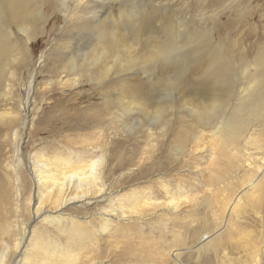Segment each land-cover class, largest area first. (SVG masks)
Listing matches in <instances>:
<instances>
[{"label": "rangeland", "instance_id": "374dc122", "mask_svg": "<svg viewBox=\"0 0 264 264\" xmlns=\"http://www.w3.org/2000/svg\"><path fill=\"white\" fill-rule=\"evenodd\" d=\"M117 4L116 7L120 6L128 12L131 21L128 23L125 18L120 19L123 35L127 34V29L136 28L138 33L142 32L141 35L139 33L141 42L135 46L138 62L135 60L132 71L128 73L131 79L127 82V94L133 89L132 96L141 98L137 102L150 108L153 102L164 103L167 114L163 119L161 117V121L158 119L157 124L165 121L167 124L162 123L161 127L169 126L166 129L154 126L144 112L130 111L125 105L117 107V110L110 109V113L105 112L104 116L98 114L102 126L94 124L88 127L76 121L67 125L53 124L51 121L58 115L55 105L61 106V109L78 107L77 110H83V113L96 114L105 107L104 99H107L108 91L106 87L99 86L102 77L97 79L98 74L94 72L89 74L82 71L77 74L75 83L78 84L74 83L69 72L70 59L67 55L74 50L79 40L77 35L79 32L84 34L81 44L93 40L95 35L91 37L90 28L94 23L90 21L91 26H84L76 21L68 22L63 16L67 11L64 14L58 11L48 14L47 9H43L45 23L39 22L37 25L41 35L29 44L27 50L30 52L26 57L14 53L9 59L7 68L15 78L7 77V82L5 78L0 90V113L6 115L0 121V203L3 215L0 249L3 242L9 247L5 264H11L19 248L17 243L25 236L26 224L30 223L32 209L35 208L31 162L34 158L53 159L57 155L75 160L74 154L78 153H81V160H86L87 150L93 145L104 148V159L98 172L101 173L102 183L108 184L116 196L149 191V203L167 202L168 198L160 192L159 187L168 185L174 189L181 180L189 201L188 205L180 206L179 218L183 216L185 219L179 221L174 219L178 216L170 215L164 207L152 208L148 206L149 203L139 204L146 209L145 219L151 223V229L147 228L141 233L131 232L130 238H123L115 232V227L128 226L127 221L100 216L108 209L110 202L69 205L64 214L83 222L85 230L97 239L96 252L86 251L88 258L100 254L102 258L95 261L100 264H116L121 255L124 256V264H264V106L242 115L241 120L249 124L248 136L244 138L240 135L238 147L236 143L211 145L204 138L198 143L201 149L191 152L184 148L187 152L180 156L173 148L183 147H180L173 129L182 120L192 123L194 118L186 110L191 105L184 98H176L184 89L173 91L168 89L166 82H172L182 70H171L168 62L162 58L156 62H142L139 59L146 51L144 39L147 36H151L148 42L154 41L151 46L163 45V48H168V34H172L175 40L168 49L169 63L179 59L184 68L197 56L189 52L196 46L189 37L196 34L209 36L210 40L206 37L203 39L207 46L202 57L208 59L220 52L222 58L235 63L234 72L228 80L235 84V89L232 93L223 94L224 102L216 117L218 121L220 117L228 120L240 101L249 95L245 89H240L242 84L247 87V82L254 76L257 70L254 61L264 58V0H117ZM69 6H73V3L69 2ZM89 9H92V5ZM102 28L107 32L108 24L105 23ZM21 35L17 31L14 33L16 38ZM101 44H98V51L109 46V43L104 47ZM113 52L119 54L118 49ZM119 59L120 65L110 61L108 66L113 69L127 66L121 54ZM66 74H71L68 78L71 81L62 87L60 78L65 81ZM202 75V69H197L185 78L196 87L199 85L196 81L202 79ZM103 80H110L109 76L107 79L103 77ZM148 112L151 113V109ZM99 128L103 131L100 135L97 132ZM148 134H152L154 139H148ZM101 151L94 155L95 160L102 158ZM250 176L261 183L263 196H249L233 214L231 230L225 233L222 241L225 254H215L212 250L197 253L191 233L196 231L205 235L215 232L222 219L218 211L222 200L241 190ZM205 198L207 200L204 202ZM158 216L169 218L166 219V228L158 226ZM105 218L111 221L112 226L110 230L102 232L101 220ZM178 233L182 234L181 240H185V244L180 247L183 251L176 256V261L170 253L177 249L174 241ZM128 242L130 247H127Z\"/></svg>", "mask_w": 264, "mask_h": 264}, {"label": "bare ground", "instance_id": "6f19581e", "mask_svg": "<svg viewBox=\"0 0 264 264\" xmlns=\"http://www.w3.org/2000/svg\"><path fill=\"white\" fill-rule=\"evenodd\" d=\"M219 1L222 2L224 0ZM69 2H72L73 6L70 7ZM90 5H92L91 10L89 9ZM117 5V0H0V90L4 86L5 78L6 82L7 77L15 78L13 72L7 68L9 59L12 58L14 53L16 56L26 57L29 44L37 40L38 36L41 35L39 34L37 25H39V22L42 24L45 23V20L43 22L44 16H42L43 9H47L48 14L54 13L55 11L64 14L63 12L67 11L63 16L68 22L76 21L84 26L92 22L94 23L93 27L89 25L91 26V37L95 35L93 40L81 44L82 39H84V34H80L79 32L77 35L79 40L75 43L74 50L72 51L74 53L67 55V58L70 59L68 61L69 72L73 76V81L74 83L77 81V74H80L82 71H86L89 74H93L94 72V74H98L96 76L97 79L102 77V83L99 86L102 88L106 87L108 96H106L107 99L103 96L105 98H103L105 107L96 114L83 113V110H77L78 107L61 109V106L55 105L54 107L57 108L56 112L58 115L55 113L56 115L54 114L55 117L51 122L53 124L67 125L76 121L75 123L83 122L88 127L89 125L95 126L96 124V126H102L103 122L99 119L100 116L98 114L104 116L105 112L110 113V109L117 110V107L125 105L130 111L144 112L148 116L149 122L153 123L152 125L160 126L161 129L168 128L169 125L161 127L162 123L167 124L165 121H162L159 125L157 124L159 122L158 119L161 121V117L163 119L165 114H167V108L164 103L156 102L154 104L153 102L150 104V108L137 102L141 98L132 96L131 92H134L133 89H131L130 94H127L129 90L127 82L131 79L128 73L132 71L133 64L138 59L135 53V46L141 42L140 35L142 32L140 33L139 31V35L136 28L127 29V34L123 35L119 22L120 19L125 18L128 23L131 21L128 12H125L120 6L116 7ZM90 21L92 22L90 23ZM105 23L108 24L107 32H104V28H102ZM138 29L140 30V28ZM16 31L22 34L21 37H14ZM149 36L147 38L142 36L145 38L143 39L146 42L145 47L147 48L139 59L142 62H156L157 59L162 58L164 62H168V67L171 70H182L172 82L168 80L166 83L168 89H172L173 91L174 89H184L175 96L179 99L184 98L191 105L186 110L188 115L194 118L192 123H187L185 120H182L173 129V133L176 132L175 135L180 147H183H174L175 153L183 156V154L190 150L191 152H197L198 149H201L198 148V143L201 140L203 141L204 138L211 145L221 143V145L227 146L228 144L233 145L236 143V147H238V138L240 135H243L244 138L248 136L249 124L241 120L242 115L246 112H255L258 108L264 106V58H256L254 64L257 70L254 76L247 82V87L244 86L245 84L241 85L240 90L243 91L245 89L249 93L247 98H243L240 101L228 120L220 117V121H218L216 117L224 102L223 94L225 93L227 95L228 93H232L235 89V84H231L228 81L230 75L234 72L233 67L235 63L226 57L222 58L220 52H217L208 59L207 57H202V53H204L207 46L206 41L203 39L206 37L210 40L211 38L196 34L191 37L187 36V39L189 37L190 42L196 45L190 49V54L197 56L193 58L191 63L185 64L184 68H182V60L178 59L169 63L170 59L168 55L170 53L168 49L174 45L175 40L172 34H168V48H163V45L151 46L150 44L154 41L151 40L152 42H148ZM99 43H102L100 46L103 47L104 44L109 43V46L104 47L105 49L102 51H98ZM115 49H118L119 54L123 56L124 59L122 61L127 66H120L116 69L108 66L110 61L116 65H120L121 60L119 59V54L113 52ZM245 66L247 68V65ZM197 69H202L204 75H202V79L196 81L199 85L195 87L190 84V81L185 76H188V74L193 73ZM8 71L9 75H7ZM71 74L64 76L65 81L60 78V85L62 87L66 86L67 81H71L68 79L71 77ZM108 76L110 80H103V77L107 79ZM32 82L31 80L28 84L29 91L32 87ZM193 94L195 95L193 96ZM133 101L138 106L137 104H133ZM150 109L151 113L148 112ZM5 117V114L0 113V121ZM97 132L99 135L103 133L100 128L99 130L97 129ZM161 132L164 133V131ZM147 137L148 139H154L152 134H148ZM100 151L102 158L100 157L99 160H95L94 155ZM104 154L103 146L93 145L87 150L88 158L86 160H81V153L74 154L76 156L75 160L60 155H57L53 159H44L42 157L34 158V161L31 162L32 169H30L32 171L30 175L33 179V205L35 208L32 209L30 223L26 224L25 236H21L22 238L17 243L19 248L14 254L11 264H100L95 261L102 258V255L99 254L93 258L86 256L87 250H90V253L92 252L93 254L96 252L97 239L93 234L85 230L83 222H79L77 218H71L64 214L65 208L75 203H81V205L87 206L102 201L110 202L108 209L102 212L100 216L127 221L128 226H121L117 229L115 227V232L123 238H130L129 234L131 232L132 234L136 231L141 233V231L143 232L147 228L151 229V223H148L145 219L146 215L144 210L146 209L139 206L141 203L147 204L151 202L149 191L133 192L128 196H116V192L112 191L107 186L108 184L104 185L102 183L101 173L98 172L99 165L104 159ZM182 183L183 181L179 180L174 189H170L168 185L160 186V192L168 198V201H155L154 203H149L148 206L152 208L164 207L163 209L170 215L178 216L174 218L176 221L185 219L183 216L179 218L178 215L180 206L187 204L189 201L185 195V189L181 186ZM261 188V183L254 180V176H250L247 182L243 184L241 190L229 198H224L220 204L221 207L218 208L222 219L217 225L215 232L205 235H200V232L196 231L191 233V240L196 243L194 246L195 251L197 253H207L212 250L215 254L226 252V249L224 250L225 247L223 248L222 241L225 233L231 230L230 223L233 214L246 202L245 199L249 198V196L254 198L259 197L261 194L263 196ZM206 200L205 198L204 202ZM191 205L189 207L192 208L193 206ZM160 216H158L159 222L157 224L161 228H166L167 217L165 219ZM1 221H3V215L1 213L0 203ZM111 226L109 219L105 218L101 220L100 229L102 232L110 230ZM200 226L203 228L201 224ZM181 236L182 234L178 233L177 237H175L174 243H176L177 249H174L170 253V256L175 260L176 256L183 251L180 247H183V244H185V240H181L183 238ZM128 246H131L129 242L127 244ZM254 247L253 245V250ZM8 250V244L3 242L0 249V264H5ZM86 260L88 261L86 262ZM123 260H125L124 256L121 255L119 262L121 261L122 263L117 262L116 264H124Z\"/></svg>", "mask_w": 264, "mask_h": 264}]
</instances>
